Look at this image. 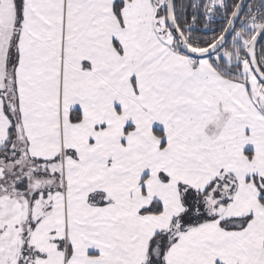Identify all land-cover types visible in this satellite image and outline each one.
I'll return each mask as SVG.
<instances>
[{
  "label": "snow or ice",
  "instance_id": "1",
  "mask_svg": "<svg viewBox=\"0 0 264 264\" xmlns=\"http://www.w3.org/2000/svg\"><path fill=\"white\" fill-rule=\"evenodd\" d=\"M0 264H264V0H0Z\"/></svg>",
  "mask_w": 264,
  "mask_h": 264
}]
</instances>
